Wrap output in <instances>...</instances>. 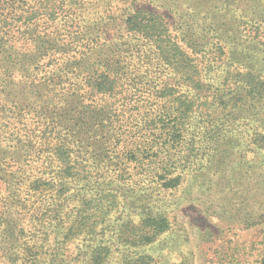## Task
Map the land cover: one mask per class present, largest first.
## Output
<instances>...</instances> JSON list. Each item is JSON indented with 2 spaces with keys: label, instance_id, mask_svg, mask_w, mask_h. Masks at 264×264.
<instances>
[{
  "label": "trees",
  "instance_id": "trees-1",
  "mask_svg": "<svg viewBox=\"0 0 264 264\" xmlns=\"http://www.w3.org/2000/svg\"><path fill=\"white\" fill-rule=\"evenodd\" d=\"M100 1L0 0L2 239L20 237L26 203H36L30 197L52 190L39 209L67 216L65 237L94 232L98 221L86 225L82 216L92 202L105 219L128 206L137 221L128 214L121 237L153 243L172 228L166 191L184 184L191 197L201 189L186 203L208 212L216 205L203 203V194L222 187L213 176L246 156L234 147L242 146L234 122L217 107L230 103L245 114L264 100V0ZM224 56L234 66L225 79L240 83L231 96L213 79L223 75ZM209 57L222 62L221 74ZM250 140L255 155L244 164L260 159L262 169L264 125ZM82 181L72 218L69 192ZM257 204L264 225V193ZM99 243L89 259L102 253Z\"/></svg>",
  "mask_w": 264,
  "mask_h": 264
},
{
  "label": "rangeland",
  "instance_id": "rangeland-1",
  "mask_svg": "<svg viewBox=\"0 0 264 264\" xmlns=\"http://www.w3.org/2000/svg\"><path fill=\"white\" fill-rule=\"evenodd\" d=\"M258 56L260 58L264 54ZM224 57L226 59L223 75L213 79L215 86L220 83V86L225 88L226 96H231L233 92H237L240 83L236 81L235 76L225 79L227 70L234 66L227 61L226 56ZM208 59L213 61L215 69L221 74L222 71L217 66L222 62L218 63L211 57ZM261 66L264 67V61ZM261 78H264V71ZM213 97L211 95L209 99L212 101ZM221 107H217V110L222 116L225 115L224 120H230L227 124L234 122L232 136L238 137L242 143L241 147H234L238 150L243 148L242 153L246 156H234L228 162L226 176H213V181L219 182L222 187L219 191L215 188L206 191L202 200L206 205L215 204L216 208L203 212L201 207L186 203V200L192 202L196 196L199 198L201 189L196 190L197 195L191 197L184 194V184L179 189L168 190L163 197L168 204L172 228L153 243L131 244L121 237L122 231L125 230L121 223L127 220V215L131 213L130 217L137 221L132 209L120 205L119 212L114 209L105 219L100 217L102 211L99 207L97 209V205L88 202L83 206L85 210L82 216L86 218V225L94 220L98 221L94 224V232H78L76 235L65 237L66 227L70 223L65 221L66 215L53 219L50 214L41 212L43 208L39 209V206H44L41 203L50 202L54 198L52 190H47L41 197H30L31 203L36 201L34 207H29L26 203L27 209L23 210L21 215V236L6 233V237L0 238V264H133L141 256H146L149 264H258L257 259L264 252V225H258L257 221V203L264 193V167L260 168V159H255L256 161L249 162L248 165L244 162L246 159H254L253 150L256 145L250 139L255 129L263 128L264 100L259 101L257 107L252 104L246 106L245 109H250L245 114L230 103L226 109ZM212 109V116L217 115ZM255 110L259 112L258 117L254 114ZM245 115L250 117L246 119ZM258 118H263V121ZM3 147L10 148L5 145ZM263 153L264 151L262 155ZM5 165L8 166V163ZM24 167L27 171H22L23 174L31 173L32 170L28 166ZM13 169V166H8L7 171ZM18 174L21 175V172ZM83 183L84 181L79 183L78 189L72 188L69 192L71 201H68L65 211L73 213L72 218L76 217L78 210L75 208L79 206L78 197L74 202L73 199ZM1 205L0 214L3 210ZM31 211L32 216L28 213ZM100 241L104 242L102 253H97L96 259H89L93 248L100 244ZM11 254L12 259H9Z\"/></svg>",
  "mask_w": 264,
  "mask_h": 264
}]
</instances>
